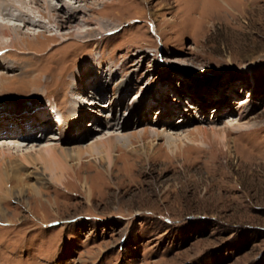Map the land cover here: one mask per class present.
<instances>
[{
    "label": "rangeland",
    "instance_id": "obj_1",
    "mask_svg": "<svg viewBox=\"0 0 264 264\" xmlns=\"http://www.w3.org/2000/svg\"><path fill=\"white\" fill-rule=\"evenodd\" d=\"M67 3L0 18V264H264V0Z\"/></svg>",
    "mask_w": 264,
    "mask_h": 264
},
{
    "label": "bare ground",
    "instance_id": "obj_2",
    "mask_svg": "<svg viewBox=\"0 0 264 264\" xmlns=\"http://www.w3.org/2000/svg\"><path fill=\"white\" fill-rule=\"evenodd\" d=\"M64 1L65 2H63V3L61 2V5H58V4L52 3L51 0H29L27 2L28 8H25L24 4L26 3V1H24V0H0V18L8 19V20L10 19V20H13V22L17 21L20 24H15V25H18V26L23 25L24 27H28V28L29 27H36L37 28L38 25L39 26L42 25L43 27H46L49 31H52V29L49 26L42 24L41 23L42 20L40 18H37V16H35V14H33L32 11H34L37 8V10H39V12H41L42 14L43 13L46 14V16L50 22L54 23V21H55L57 24V28H68V29H70V28L74 27V25L69 24V22H73V23L75 22L76 17H77V13L80 12V9L78 7H81V5H78V7H76L72 3H67V0H64ZM77 1L80 2L81 0H77ZM18 3H20V4H18ZM30 3L34 5V6H32L34 8H35V5H38V6L35 9L31 8ZM39 6H42L43 9L39 8ZM229 8H232V6H229ZM87 20H90V19L87 18ZM87 20L83 19V21H87ZM57 21H60L62 24H59ZM26 33H27V35L20 36L21 32L16 31L15 27H13L7 21H1L0 20V35H7V36L11 37L10 41H11V47L13 49L15 48V43L19 39H21L22 37H26L27 39H30V38L33 39L34 36H37V34L34 31L33 32L29 31ZM78 35H80V34H78ZM65 36H67V35H65ZM10 41H9V43H10ZM57 42H58V40H57ZM2 48H3V46H2ZM2 48L0 47V49H2ZM0 67H2V65H0ZM2 76L3 75H0V87H2V85H3L2 79L4 76L3 77ZM97 82H99V80ZM71 92H72V90H71ZM240 100H242L241 103H243V104L246 103V101H244L243 99H240ZM78 102H79V104L82 103L79 100H78ZM90 103L94 104L95 102L91 101ZM80 109H82V106H80ZM59 111H60V109L58 107H56L54 109V112H56V114H57L56 120L58 123L63 124L65 121V118L63 117V115L61 113H59ZM239 119H241V117H239ZM182 121H184V119ZM164 124L169 125V121L165 122ZM234 124H237V123H234ZM150 131H152L153 133H155L157 135L165 133V131H160L157 129L150 130ZM115 136L116 135H110V138L107 137L108 140L105 143H106V145H109V146H107L108 149H110V146L115 142V138H114ZM5 145L9 146L8 142ZM12 146H14V145H12ZM7 149H6V151H4L2 153L0 152V168L2 165L4 166V164L7 168H11V166L8 164V161L11 160V153ZM39 154H41L43 156V159L45 160V162H47L48 164H50V163L55 164L56 167L60 170L65 169L66 164H63V162L64 161L66 162L68 160V156H70V153H68V151H66L65 149H63L61 151H59V150L57 151V149L55 147H53L51 143H44L43 150L39 151ZM24 156H26V155H24ZM41 174L42 173H39L38 175L40 176ZM42 175H44V173ZM8 180H9V178L5 177L4 172L2 171V169H0V193H2L1 190H2L4 184H6L8 187V184H9ZM2 196L6 197L3 193H2Z\"/></svg>",
    "mask_w": 264,
    "mask_h": 264
}]
</instances>
